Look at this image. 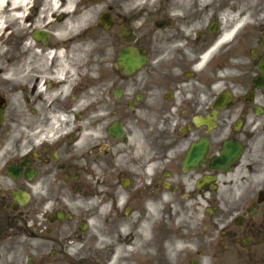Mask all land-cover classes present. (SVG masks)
I'll list each match as a JSON object with an SVG mask.
<instances>
[{
    "label": "flooded vegetation",
    "instance_id": "af4514ba",
    "mask_svg": "<svg viewBox=\"0 0 264 264\" xmlns=\"http://www.w3.org/2000/svg\"><path fill=\"white\" fill-rule=\"evenodd\" d=\"M218 1L174 33L124 35L145 57L132 73L115 61L62 87L19 80L22 57L0 66V264H81L73 246L97 242L94 218L104 262L146 237L264 264V0Z\"/></svg>",
    "mask_w": 264,
    "mask_h": 264
},
{
    "label": "rangeland",
    "instance_id": "374dc122",
    "mask_svg": "<svg viewBox=\"0 0 264 264\" xmlns=\"http://www.w3.org/2000/svg\"><path fill=\"white\" fill-rule=\"evenodd\" d=\"M174 1L175 0H155V3L151 4V6L149 5L145 6L144 8H139L136 6H129V0H81L78 5L79 9L92 6L96 10L91 25L82 27L77 36L78 40L88 42L90 48L81 62L77 58L74 59L69 57L67 59L74 60L76 65L77 61L78 65H80L81 63L85 64L84 71H77V73L79 72V74L81 75L87 72L86 68L89 60H92L93 62H101L100 64H102V68L98 71L96 69L97 63L93 65V72L94 74H96L97 72L96 76L98 77V75L104 72L106 67L110 66V62L115 61L116 53L122 43L121 39L122 33L124 31V25L129 24V26L134 31H138L141 35H157L162 33L166 34L169 32L174 33L176 28L183 29V26H178L184 24V22H182L183 20L198 15L201 12V8L204 6V4L209 2V0H186V7H184L183 9H176L173 7ZM221 1L223 0H219L217 4H214V10L216 7H221L224 2ZM247 4L250 5L249 3ZM42 5L43 4L41 1L35 0L34 7L32 9V15L28 17V20L26 21V24L29 26L26 32L27 35H29V38L30 34L35 29H40L35 28L36 25L34 24V22L39 18ZM252 6L253 4L249 7L251 8ZM103 12H109L111 14V19H113V27L109 31L103 30L97 22L99 14ZM155 17H161L160 19H167V26H165L164 23L161 24V28H156V25L158 23L154 24V20H156ZM209 17H214V13L210 12ZM224 17L225 15L221 16L219 20ZM52 19L54 21V24L58 23L59 15L57 14ZM48 33V39L50 40L49 44H51L53 42V30L49 29ZM23 42V37H16L14 35H11L7 43L8 48H0V65H4L10 59L14 58L17 55V52H26L23 46ZM33 60L36 61L35 56H33ZM55 64L56 62L53 60V63L49 65V68H52ZM104 67L105 69H103ZM78 78H80L83 83L89 79L87 77L76 76L75 80ZM193 226L194 224L192 223L190 226H188V228L191 229ZM178 231L180 232V230ZM102 232L103 220L94 218V222L91 224L88 234L95 235L96 237L99 236L98 242L87 243L84 239H81L80 244H74V256L76 259H80V262L82 264H88L89 262H100L101 264H189V260L193 257L196 258L199 264H213L209 257L205 259L197 258L194 247L181 245L169 246L167 250H165L166 247H161L162 249H164L162 250L158 248V246L155 248L145 246L141 248H131L130 250H114V254L117 253L116 259L112 263L110 261L104 262L105 240ZM184 232L185 231H182L183 234H185ZM144 241L145 239L141 238L140 244ZM89 245H91L92 247H90Z\"/></svg>",
    "mask_w": 264,
    "mask_h": 264
},
{
    "label": "bare ground",
    "instance_id": "6f19581e",
    "mask_svg": "<svg viewBox=\"0 0 264 264\" xmlns=\"http://www.w3.org/2000/svg\"><path fill=\"white\" fill-rule=\"evenodd\" d=\"M31 0H0V32L3 29V24L8 23L12 29L11 35L23 37V46L26 50L25 59L19 65L18 74L19 80L26 81L27 77L41 75L48 77L52 82L62 87H66L72 82L71 78H75L77 71H84L85 64L78 65L77 59L81 62L83 57L89 50V43L77 39L78 33L82 27L91 25L95 14V8L92 6L79 9L78 5L81 0H41L42 8L40 9L39 18L34 24L35 28H44L42 30H53V42L47 45H41L37 40L29 38L26 24L27 6ZM155 0H129V6L144 8L151 6ZM186 0H175L173 7L183 9L186 7ZM59 15V22L54 24L53 17ZM43 23V24H42ZM43 25V26H42ZM239 24L234 23L231 28L224 31L222 41L227 42L231 35L236 31ZM3 48V43L0 48ZM209 51L204 57L211 54ZM35 56L36 61L30 62L28 58ZM77 58L75 61L67 58ZM53 58L56 64L49 68L48 59ZM72 60V61H71ZM98 62L89 60L87 64V73L92 76L93 65ZM32 68L29 70V66ZM79 73V72H78ZM68 74L69 79L64 82L63 75ZM63 79V80H62Z\"/></svg>",
    "mask_w": 264,
    "mask_h": 264
},
{
    "label": "water",
    "instance_id": "95a60500",
    "mask_svg": "<svg viewBox=\"0 0 264 264\" xmlns=\"http://www.w3.org/2000/svg\"><path fill=\"white\" fill-rule=\"evenodd\" d=\"M99 23L105 28V29H109L111 27V23L109 21V15L108 14H102L99 18ZM34 39L36 40H40L42 43H45V38L47 37V34L41 31H37L33 34ZM262 47L264 49V36L262 37ZM133 49H129V53H128V61H130L129 63V71L132 72L135 69H137L140 66V58L139 57H133V53H132ZM123 62V51L121 50L118 54V63L119 65H122ZM259 68L261 70V72L264 74V57L262 58L261 63L259 64ZM262 81H264V76L263 78H261ZM0 123H2V121L0 120Z\"/></svg>",
    "mask_w": 264,
    "mask_h": 264
}]
</instances>
